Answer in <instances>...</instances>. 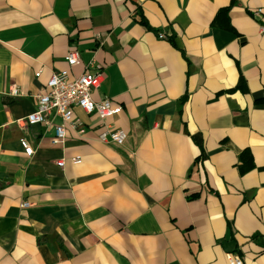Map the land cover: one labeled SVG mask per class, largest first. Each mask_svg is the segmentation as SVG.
Returning <instances> with one entry per match:
<instances>
[{"label":"crops","instance_id":"0c3cea01","mask_svg":"<svg viewBox=\"0 0 264 264\" xmlns=\"http://www.w3.org/2000/svg\"><path fill=\"white\" fill-rule=\"evenodd\" d=\"M263 22L264 0H0V264H264ZM93 58L127 138L73 107L53 143L35 95Z\"/></svg>","mask_w":264,"mask_h":264},{"label":"built area","instance_id":"2783aa9c","mask_svg":"<svg viewBox=\"0 0 264 264\" xmlns=\"http://www.w3.org/2000/svg\"><path fill=\"white\" fill-rule=\"evenodd\" d=\"M261 13L262 9L258 8L254 10L252 16L260 17ZM259 30L264 32V22L259 24ZM159 37L165 36L161 34ZM64 59L71 67L79 61V52L75 49L69 50ZM102 80L100 65L94 58L85 65L79 75L72 78L69 77L67 69L52 72L43 90L35 95V109L26 116L25 122L51 128V140L58 144L64 140L67 128L82 131V122L73 113V107H79L100 121L101 130L97 134L99 141L116 146L123 145L127 134L112 122V118L120 112L121 107L114 105L112 100L106 97L98 101L92 98V93L100 86ZM56 117L60 119L59 122H55ZM21 145L26 154L32 153L25 140L21 141ZM74 162H79V159L76 158ZM57 165L63 166V160L57 161ZM23 205L26 206L27 203ZM226 258L228 264H248L237 254L227 253Z\"/></svg>","mask_w":264,"mask_h":264}]
</instances>
